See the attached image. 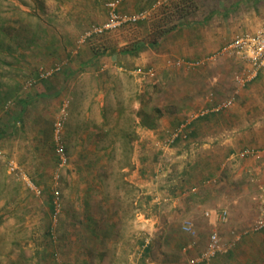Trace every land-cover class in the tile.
Masks as SVG:
<instances>
[{"label": "rangeland", "instance_id": "1", "mask_svg": "<svg viewBox=\"0 0 264 264\" xmlns=\"http://www.w3.org/2000/svg\"><path fill=\"white\" fill-rule=\"evenodd\" d=\"M111 1L0 0V83L3 93L12 88L16 94L0 116V264H130L131 255L139 249L144 237L136 226L138 212L152 206L139 185L140 179L150 178V171L146 168L142 171L140 165L144 150L141 128H149L143 120L155 119L158 108L164 111V117L176 116L179 122L187 119L192 122L199 104H207L206 108L208 102L236 96L234 75L240 68L237 58L220 53L195 69L169 66L167 60L184 57L176 50L165 52L166 43L159 46L157 20L154 22L163 5L172 8L179 2L188 3L185 16L179 19L178 13H173L168 27L197 19L218 0H123L118 7L120 12L147 11L148 17L108 32L106 38L98 36L101 43L111 47L109 50L117 52H101L95 57L92 44L86 42L79 47L78 40L91 25L106 21L107 4ZM228 1L221 0V6L224 8ZM244 8L252 6L237 5L234 12L240 13ZM154 38L159 39L156 45L150 44ZM136 42H142L145 48L135 55L123 52ZM58 62L64 63L63 69L36 84L64 79L62 96L30 103L31 107L42 105L53 125L51 132L49 121L41 129L45 133L44 136L41 133L44 160L51 163L42 173L46 177L42 187L25 167L29 150L22 143L24 126L19 128L20 123L17 124L22 108L18 96L32 87L25 84L38 68ZM136 66H153L157 75L140 79L130 72ZM64 112L67 116L60 143L68 162L61 165L53 127ZM160 120L156 119L157 125ZM166 135L165 140L169 132ZM257 144L251 145L261 150L260 157L236 156L227 161L226 168L216 175L217 180L204 189L187 188L186 199L196 202V206L202 202L199 209L203 212L216 206L220 212L226 211L229 218L231 204L232 221L222 231L213 229L200 215L196 216L203 222L202 227L196 229L195 219L166 214L171 202L156 205L158 220L153 231L156 258L165 263L186 258L189 264L191 256L206 248L214 231L226 245L223 230L228 237H235L239 232L264 229H256L264 213V183L258 168L264 163V143ZM160 145V150L166 152L158 153L156 166L159 164L160 172L166 166V172L169 171L164 178L169 179V175L179 171L176 167L180 163L172 160L175 153H167L173 151L174 144L167 149L162 147L167 146L165 141ZM156 153L148 155V159H155ZM11 158L19 166L16 172L8 168ZM32 160L35 162V158ZM28 181L38 188L32 189ZM56 190L60 193L58 199ZM88 216L96 227L109 221L110 229L90 233L85 226ZM187 221L192 222L195 232L198 230L197 235L184 229ZM189 242L192 247L185 249ZM239 246L234 248L242 252ZM228 254L220 253L215 258Z\"/></svg>", "mask_w": 264, "mask_h": 264}, {"label": "crops", "instance_id": "2", "mask_svg": "<svg viewBox=\"0 0 264 264\" xmlns=\"http://www.w3.org/2000/svg\"><path fill=\"white\" fill-rule=\"evenodd\" d=\"M224 5L225 7L223 8L221 0H218L214 7L202 16H199L197 19L188 20L186 23H181L161 38L159 46L166 43L165 52L172 53L176 50L184 58L194 59L198 56L216 53L222 45L225 44L226 46L238 35L245 32L253 33L258 31L264 23V0H229ZM237 5H251L252 9L244 8L239 13L238 8V11L234 12V8H237ZM162 40L165 42H162ZM144 55L142 54L141 57L144 58ZM59 79L51 82L48 80L40 82L39 85L36 84L24 91L21 97L18 96V99L22 103V108L19 112L21 119L18 117V123H15H20L19 128L22 125L24 126L22 127L24 131H21L25 135L22 137V143L26 144L24 149L29 150L28 155L26 154L28 163L25 164V167L29 173H32L34 181L42 187V183L46 179L42 173L47 169V166L48 168L51 167V163L48 164L44 160V138H42L41 133L43 136L45 133L41 129L46 121H49L48 130L50 132L53 125L51 126L52 120L46 118L48 113L44 111L42 105L31 107L30 103L40 100V98L62 96L66 80ZM235 93L236 96L231 97L234 99V103L229 108L221 111H211L193 120L189 128L188 138L179 139L173 145V151H167V153H170L169 155L175 153L172 160L174 162H178L177 160H179L180 163L176 167L179 171L176 174L169 175V179L164 178L169 171L167 170L166 172L167 167L164 166L163 172H160L161 168H158L159 164L156 166L155 160L158 158L159 152V154H162L163 150H160V144L165 141L166 134L171 129L170 127L172 129L175 128L181 121L179 122L176 116L171 118L162 116L163 118L161 117L160 123L155 128H141L143 132L140 140L143 143L144 150L141 153L143 163H140V165L142 171L144 168L150 171L149 177L151 179H140L139 183L141 184L139 185L143 188L145 200H148L152 206L145 207L138 212L136 226L144 234L143 239L139 242L140 245L147 237L151 236V244L146 249V254H150L148 256L153 264H188L187 260H185L186 258H181L178 262L171 261L165 263L164 260L156 258L153 254L155 247L153 231L158 220L157 204L163 202L173 203L168 208L166 214L180 217L187 216L189 220L195 219L194 224L196 229L201 228V224L203 223L200 222V219L196 215H200L203 221L211 225L213 229H219L220 231H222L223 226L230 225L228 222L232 221V217H230L232 215L231 204L228 207L230 219L222 221L219 216L224 211L220 212L216 206H213L212 210L203 212L199 209L202 206L200 204L202 202L196 206V202L194 204L191 203L192 201L187 200L185 196L187 188L191 187L193 190L197 189L199 191L200 189H204V186L212 180H217L216 175L219 174L220 170L226 168L228 160H233L236 157L238 150L258 145L257 143L259 142L264 143V67L260 70L258 76L247 85L239 86L237 84ZM222 100L217 102H221ZM217 102H212L211 104L208 102V107ZM206 105L199 104L198 109L204 108ZM168 123L171 124L168 125ZM162 147L168 148L163 145ZM154 152H157V157L155 159L153 157L154 161H152L153 159L149 160L148 155ZM163 152L165 153L166 151L164 150ZM30 156L35 158V162ZM44 161L48 165H45ZM258 168L262 172V182L264 183V163ZM232 197L235 196H229V199ZM173 206H178V208L173 209ZM189 216H195V218ZM86 221L85 226L90 233L110 229L109 221H106V224H103L102 227L93 226V222H90L91 218L89 216ZM113 223L119 226L116 222L113 221ZM254 231L250 229L249 231L236 233L235 237H228L223 230V240L228 246L227 252L229 254L226 257L219 256L212 261L213 258L211 260L213 263H210L211 261L208 263H194L193 260L198 254L194 257L191 256L189 264H264V229L262 231ZM197 233L198 230L194 236ZM195 240L194 238V242ZM189 243L185 245V249L190 246ZM237 244L240 245L239 248H243L242 252L234 248V245L236 246ZM244 248H246L245 251ZM137 251L131 255L130 264L139 261ZM189 251H192V249ZM254 254L258 256H254ZM220 257L224 258L220 259Z\"/></svg>", "mask_w": 264, "mask_h": 264}, {"label": "built area", "instance_id": "3", "mask_svg": "<svg viewBox=\"0 0 264 264\" xmlns=\"http://www.w3.org/2000/svg\"><path fill=\"white\" fill-rule=\"evenodd\" d=\"M123 0H113L107 4L108 16L105 22L99 24H93L89 29H87L78 40L79 47L88 42L90 39L96 36H101L106 32H110L116 29H119L125 25H129L135 22L140 21L141 19L147 18V11L135 12V13H122L118 9L120 3ZM167 1V0H166ZM74 52H78L75 50ZM220 53L231 55L235 57L240 62V68L234 75V79L239 86L247 85L249 82L254 80L260 70L264 67V23L260 29L256 32H245L238 35L234 40L227 44L219 53L208 55L206 57L199 58H175L172 60H167L169 66L176 67H185L188 69H195L200 66H204L207 62L212 60L215 56ZM64 63L58 62L54 63L52 66H41L38 68L34 76L27 79L25 86H33L38 81L51 78L55 74L59 73L63 69ZM133 75L137 76L140 79H151L157 75L156 69L153 66H136L130 71ZM10 102L6 103L1 113L8 110ZM234 103V99L229 97L221 102L213 104L211 107L199 109L193 118H198L206 115L211 111H221L229 108ZM67 113L60 115L54 123V135L55 140L59 144L57 147V152L60 156V164L65 165L68 162V156L66 154L64 146L60 143L62 139V133L65 126ZM191 119L181 121L174 129L169 131V136L165 140V143L168 146L175 144L179 139L188 138L190 132ZM1 153V151H0ZM1 155V154H0ZM236 156L242 158L245 157H260L261 150L254 147H246L244 149L236 152ZM8 168L11 172H16L19 169V166L14 158L8 160ZM29 185L33 188H38L31 181H28ZM38 191V190H37ZM40 191V190H39ZM193 191H196L194 189ZM56 197L59 198V191L56 190ZM55 199V203L59 205L58 200ZM220 220L226 221L228 214L226 211L220 214ZM264 227V213L258 221L256 229H261ZM184 229L191 234H195L193 224L191 221H187L184 224ZM145 239V238H144ZM151 244V236L147 237L145 241L140 245L137 255L138 260L133 264H153L150 257L146 254V249ZM193 243H190L189 247H192ZM228 251V247L222 243L221 237L218 232L214 231L210 234L208 244L206 248L193 260L194 263H204L210 262L218 254Z\"/></svg>", "mask_w": 264, "mask_h": 264}, {"label": "trees", "instance_id": "4", "mask_svg": "<svg viewBox=\"0 0 264 264\" xmlns=\"http://www.w3.org/2000/svg\"><path fill=\"white\" fill-rule=\"evenodd\" d=\"M185 1H187V0H185ZM187 4L183 5V3L179 2L172 8L163 5L162 9H161L162 11H160V13H156L155 18H157V19H155L154 22L157 20L156 21L157 23L156 24L153 23V24H155V27H158V29H159L158 34L160 36V40L166 33H168L172 29H175L176 27L179 26V22L178 23L176 22V23L172 24L171 26L167 27V25L170 22L169 17H171L173 13H178L179 19L181 18V16L184 17L185 13L187 12L186 11ZM179 13H180V15H179ZM107 33L108 32H106L105 34H103L99 37L106 38L108 36V35H106ZM96 39H97V41H95ZM101 41H102V38H98V36L93 37L92 39H90L88 41L90 44H92V47H93L92 49L95 52L94 56H99L100 54H102L101 52H103V54H106V52H108V51H111V54H114L117 52V50H109L111 47H109L105 42L101 43ZM157 41H159V39L154 38V40L150 41V44L156 45ZM96 43H99V44H96ZM144 48H145V44H143L142 42H136L131 47L124 48L123 52H127L131 55H135V54H138ZM2 89H3V87H2V84L0 83V107L2 105L4 106L6 104V102H9L11 100V98L16 97L15 96L16 94L14 93V89L11 88L9 91H6L5 93L2 92ZM18 89H19V86H16L15 90L18 91ZM155 111L158 112L157 117L155 119H153L151 121L143 120V123L149 128H155L157 126L156 119L161 118L165 114L163 110L158 109V108H155ZM53 208H54V206H53Z\"/></svg>", "mask_w": 264, "mask_h": 264}]
</instances>
